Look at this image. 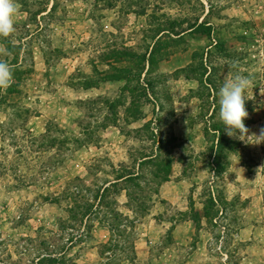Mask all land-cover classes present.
I'll list each match as a JSON object with an SVG mask.
<instances>
[{"label": "rangeland", "instance_id": "rangeland-1", "mask_svg": "<svg viewBox=\"0 0 264 264\" xmlns=\"http://www.w3.org/2000/svg\"><path fill=\"white\" fill-rule=\"evenodd\" d=\"M18 3L0 37L20 49L1 58L18 85L0 90V264H264V143L226 134L218 95L248 76L260 134L264 0ZM155 44L147 78L113 81Z\"/></svg>", "mask_w": 264, "mask_h": 264}, {"label": "clouds", "instance_id": "clouds-1", "mask_svg": "<svg viewBox=\"0 0 264 264\" xmlns=\"http://www.w3.org/2000/svg\"><path fill=\"white\" fill-rule=\"evenodd\" d=\"M20 14L18 0H0V37L9 39L16 32V23ZM9 53L0 47V56ZM14 82V71L12 66L4 59H0V90H7ZM252 81L239 71L235 75L229 73L219 89V120L224 125L226 134L234 139H239L249 144L264 143V128L260 134L249 135V129L245 120L249 117L246 110V99ZM261 169V168H260ZM257 178L259 177V171Z\"/></svg>", "mask_w": 264, "mask_h": 264}, {"label": "trees", "instance_id": "trees-1", "mask_svg": "<svg viewBox=\"0 0 264 264\" xmlns=\"http://www.w3.org/2000/svg\"><path fill=\"white\" fill-rule=\"evenodd\" d=\"M193 28H191L188 32H185L183 34H186V33H189V32H195L198 28L202 27V26H199V25H194L192 26ZM183 34L179 35L178 37H181L183 36ZM161 38V36L159 37ZM5 49L7 51L11 50L13 53H16L17 51H19L20 49L18 47H12L9 43L8 44H5L4 45ZM156 44L154 45L153 47V51L149 54L147 53L146 55L144 56H139V57H135L129 53H127V56H124V59L126 62L128 61H134L136 60V66H133V68L131 69H125L123 70L122 72H117L119 75H123L126 79H122L121 76H113V81L114 82H120V81H123V80H129V79H134L135 82H138V83H141V80H142V77L145 73V78L148 77L151 69L155 66L154 62H153V56L155 54V50H156ZM149 56V57H148ZM2 58V56H0V59ZM116 59V58H115ZM121 59H123L121 57ZM118 61H121L120 59L117 58ZM128 60V61H127ZM125 61L122 60V63H124ZM130 65H133L132 62H130ZM12 67H16V65H13ZM109 74H107L105 77H108ZM17 85H18V82H15L11 85L10 89H17ZM224 144H223V141L219 140V143L217 145V152H216V158L218 156H220V154L224 151ZM148 160H151L148 158ZM134 176L135 175H131V174H127V175H121V176H118L115 180L114 183H109L107 184V186L102 190V195L101 196H98V201L99 203H103V201L105 200L106 198V195H108L110 193V190L113 188H116L118 185H121V184H124V183H132V182H135V179H134ZM215 207V206H214ZM208 214H206L205 216H208ZM193 221L195 223H198L199 220L197 218H193ZM111 231L113 232L114 234V230L113 228H110ZM110 247H112V243L110 242Z\"/></svg>", "mask_w": 264, "mask_h": 264}, {"label": "crops", "instance_id": "crops-1", "mask_svg": "<svg viewBox=\"0 0 264 264\" xmlns=\"http://www.w3.org/2000/svg\"><path fill=\"white\" fill-rule=\"evenodd\" d=\"M51 10H52V8H51ZM51 10H49V11H51ZM21 13V12H20ZM23 13H21V15H22Z\"/></svg>", "mask_w": 264, "mask_h": 264}]
</instances>
